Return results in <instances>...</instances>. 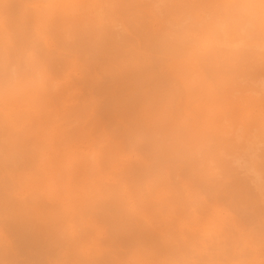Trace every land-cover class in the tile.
<instances>
[{
	"label": "bare ground",
	"instance_id": "obj_1",
	"mask_svg": "<svg viewBox=\"0 0 264 264\" xmlns=\"http://www.w3.org/2000/svg\"><path fill=\"white\" fill-rule=\"evenodd\" d=\"M11 263L264 264V0H0Z\"/></svg>",
	"mask_w": 264,
	"mask_h": 264
},
{
	"label": "rangeland",
	"instance_id": "obj_2",
	"mask_svg": "<svg viewBox=\"0 0 264 264\" xmlns=\"http://www.w3.org/2000/svg\"><path fill=\"white\" fill-rule=\"evenodd\" d=\"M253 71H254V70H253ZM239 73H242V72H238V74H239ZM244 73H245V72H244ZM256 74H258V73H256ZM256 74H255V75H256ZM240 75H241V74H239V76H236L237 79H238V77H239L240 82H241L243 79H244V80H243L244 83H245L246 79H247L246 82H248V78H249L250 76H251V79L249 78V80H252V81H253V79H252V78H253V76H252L253 74H249V73H247V76L249 75L248 77L246 76V73H245V74H242L241 76H240ZM257 76H258V75H257ZM242 77H243V78H242ZM240 78H242V79H240ZM243 81H242V83H243ZM252 81H251V82H252ZM249 83H250V81H249L247 84H249ZM245 84H246V83H245ZM69 113H70V115H69ZM69 113L66 114L65 116H67V115H68V116H71V115H72L70 111H69ZM74 113H75V112H74ZM74 115H76V114H74ZM74 115H73V116H74ZM77 115H78V114H77ZM61 116H64V115L62 114ZM65 116H64V117H65ZM99 116H100V115H99ZM101 116H103V115H101ZM71 117H72V116H71ZM81 117H83V116H81ZM87 117H88V115H87ZM87 117L85 116L86 119L84 118V121H86V122H85L86 124H87V120H90V119H91V118L89 119V118H87ZM89 117H91V116L89 115ZM66 118H67V117L64 118L65 121H66V120H69L68 118H67V119H66ZM69 118H70V117H69ZM75 118H76V117H75ZM75 118H73V119H75ZM99 118H100V117H98V118H96V119L98 120ZM103 118H104V119H103ZM103 118H102V119L105 121V120H106L105 118H108V117L103 116ZM70 119H71V118H70ZM77 119H78V118H77ZM108 119L111 120V122H106V121H105V122L108 123V125H110V124L112 125V124L114 123V125H113V127H114V126H115V123H116L117 121L114 120V119H112V116H111V119H110V116H109ZM62 120H63V118H62ZM62 120H61V121H62ZM79 120H80V119H79ZM113 120L116 121V122H114ZM107 121H108V120H107ZM112 121H113V123H112ZM75 122H76V120H75ZM80 122H81V121H80ZM105 122H104V123H105ZM118 122H119V121H118ZM85 123H84V124H85ZM88 123H89V121H88ZM97 123H98V122H97ZM102 123H103V122H102ZM109 123H110V124H109ZM75 124H76V123H75ZM89 124H90V123H89ZM89 124H87V126H88ZM118 124H119V123H118ZM77 125H78V123H77ZM90 125H91V124H90ZM102 125H103V124H100V123H99L98 126H101V128H102V127H103ZM116 125H117V124H116ZM73 127H74V126H73ZM104 127H105V126H104ZM109 127H110V126H109ZM88 128H89V127H88ZM97 128H98V127H97ZM101 128H99V130H101ZM89 129H90V130H93V128H92V129L89 128ZM104 129L106 130V129H108V127H105V128H103L102 130H104ZM113 129H114V128H113ZM99 130H98V131H99ZM109 130H112V126H111V129L109 128ZM95 131H96V130H95ZM96 132H97V131H96ZM96 132H95L94 135H96V134L99 133V132H98V133H96ZM111 132H112V131H111ZM111 132H110V133H111ZM115 132H116V131H115ZM93 133H94V130H93ZM110 133H109V134H110ZM110 135H112V134H110ZM123 135H124V134H123ZM123 135H122V136H123ZM126 137H127V136H126V134H125V137H124L123 139H126ZM127 138H129V137H127ZM119 139H120V138H119ZM121 139H122V138H121ZM123 139H122V141H123ZM129 140H130V139H129ZM124 141H125V140H124ZM125 142H127V139H126ZM129 142H131V141H129ZM133 142H134V143H133ZM133 142H132L131 144L134 145L136 141H133ZM136 143H137V142H136ZM123 144H124V143H123ZM127 144H129V143L127 142ZM131 144H130V146H131ZM135 145H136V144H135ZM128 146H129V145H127L126 147L128 148ZM130 146H129V147H130ZM132 147H133V146H132ZM126 151H127V150H126ZM127 152H128V151H127ZM127 152H126V153H127ZM129 153H131V151H130ZM59 170H60V169H59ZM61 170H62V169H61ZM59 173H60V172H59ZM58 176H59V178H61L60 175H58ZM59 178H58V179H59ZM136 178H137V177H136ZM56 180H57V179H56ZM56 180H55V181H56ZM65 180H66V179H65ZM138 180H139V179H137L136 181H138ZM56 182H57V181H56ZM56 182H55V183H56ZM57 183H58V182H57ZM56 185H57V184H56ZM64 185H65V184L63 183V185H61V186H64ZM59 186H60V185H59ZM61 186H60V187H61ZM58 188H59V187H58ZM52 242H53V241H52ZM58 247H59V246H57L56 248H58ZM56 248H55V249H56ZM60 248H61V246L59 247V249H57V251L61 252V251H60ZM55 254H56V253H55ZM119 260H121V259H119ZM122 260L125 261V259H122ZM122 260H121L120 262H122ZM11 264H14V263H11Z\"/></svg>",
	"mask_w": 264,
	"mask_h": 264
}]
</instances>
